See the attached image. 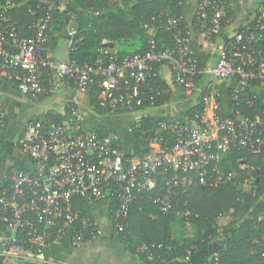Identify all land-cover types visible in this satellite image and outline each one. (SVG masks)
Returning a JSON list of instances; mask_svg holds the SVG:
<instances>
[{"label":"built area","instance_id":"obj_1","mask_svg":"<svg viewBox=\"0 0 264 264\" xmlns=\"http://www.w3.org/2000/svg\"><path fill=\"white\" fill-rule=\"evenodd\" d=\"M32 1L34 6H28L33 17L31 35L20 38L9 17L19 0H0V74L7 75L23 97L37 102L47 93L41 81L47 72L60 82L72 84L78 92L89 95L95 90L94 106L99 110L125 109L139 116L144 103L154 106L157 98L166 95L163 88L152 89L150 83L157 76L155 66L167 65L178 88L189 95L198 92L201 110L190 122H158L149 152L131 158L125 157L119 136L111 132L100 135L87 128L76 105L67 107L60 123L28 122L19 138V151L31 167L10 170L0 193V257L11 263L26 261L32 253L42 254L56 242L68 240L72 246H79L95 238L98 227L84 209L88 205L105 206L113 233L124 244L130 243L128 220L134 207L143 212L144 205L149 204L162 215L171 214L187 222L191 212L185 196L190 188H217L234 179L222 167L228 153L264 155V100L234 90L232 104L238 106L244 100L248 108L261 107L253 117L238 110L224 116L218 90L210 82L198 83L208 74L264 89L261 15L219 47L215 65L208 71L193 54L188 31L183 35L179 19L167 13L159 17L165 18L164 30L172 34V46L158 48L151 39L143 53L121 58L100 50L92 60L79 62L75 56L87 33L72 27L67 32L68 60L55 62L47 49L53 0ZM227 4V0L198 1L195 18L205 38L220 33ZM65 12L69 19H76L74 13ZM3 115L0 104V124ZM252 194L257 195L255 187ZM213 225L219 235L220 216ZM161 248V244L152 243L140 244L135 250L145 255ZM191 256L187 251L185 260ZM209 264H221L217 252Z\"/></svg>","mask_w":264,"mask_h":264},{"label":"crops","instance_id":"obj_2","mask_svg":"<svg viewBox=\"0 0 264 264\" xmlns=\"http://www.w3.org/2000/svg\"><path fill=\"white\" fill-rule=\"evenodd\" d=\"M198 1L181 0V17L186 23L192 52L202 69L208 71L215 65L219 47L240 30L252 25L258 15L264 16V7L260 0H229V6L234 17L226 21L216 37L207 39L197 27L195 16ZM71 2L72 0H53L50 4L52 22L47 49L55 62L68 60L67 32L72 27H78L76 20L66 17L65 10L68 11V5ZM26 6H28L27 0H23L19 1L14 9L25 8ZM76 9L81 12L80 7ZM167 14L169 13L167 12ZM13 25L16 27L15 23ZM138 26L144 32L143 38L150 39L155 36L157 28L154 26V17L139 21ZM28 28L29 25H25L24 29L29 31ZM142 43L143 41L136 35L122 41H111L98 30L89 38L81 55H93L100 50L109 51L119 56L131 55L142 50ZM157 77L160 86H164L168 95L167 101L159 106L141 111L140 115L135 118L125 109L115 110L109 114H99L91 103L90 95L78 92L72 84L60 82L47 72L43 73L41 81L48 91L39 101L32 102L18 92L14 82L7 75L0 74V104L4 114L0 124V180L6 176L9 170L29 169L31 167L30 161L19 151V138L25 125L32 120L49 121L50 117L54 118L56 122H62L65 119L67 107L71 104L76 105L82 111L87 128L104 129L119 136V138L127 131L130 132L132 124L140 117H148L152 120L166 119L176 122H190L191 118L188 111L200 106L201 96L198 92L189 95L178 88L174 84L172 71L167 65H161L157 68ZM205 82H210L218 90L221 112L224 116L233 114L231 94L234 90H238L244 95H256L264 100V89L255 85L241 86L233 78L219 80L207 74L201 76L198 81L199 85H203ZM84 209L96 222L98 235L79 246H72L68 240L56 242L39 256L41 261L50 264H209L211 257L234 229L242 225L253 226V220L246 216L238 220L236 225L227 233L219 234L217 238L211 240L206 250L192 255L188 260L174 259L160 263L155 258L149 257L146 259L148 262L146 263L136 254L130 253L127 244L115 237L111 219L105 206L88 205ZM219 216L222 226H226L231 221V217L227 214ZM260 220L261 216L258 217V221ZM185 227L188 229L191 226L186 224ZM262 256L264 257V254Z\"/></svg>","mask_w":264,"mask_h":264},{"label":"trees","instance_id":"obj_3","mask_svg":"<svg viewBox=\"0 0 264 264\" xmlns=\"http://www.w3.org/2000/svg\"><path fill=\"white\" fill-rule=\"evenodd\" d=\"M23 1V0H19ZM126 8H114L115 6L107 5L105 0H72L68 5V11H76L77 7H80L81 12H75L76 21L78 22V30H84L87 33V37L84 45L79 53L75 56L79 62L90 61L94 58V55H81L86 48L87 42L96 31L99 30L102 34H105L111 41H122L132 37H139L143 41V48L137 53H143L148 50L149 41L153 39L158 48H165L172 46L173 38L172 34L164 30L165 18L159 17L161 14L169 13L179 19V30L184 35L187 32L186 23L181 17L182 2L181 0H124ZM227 8L224 17L221 21V26H224L226 21L234 17L233 12L229 6V0H227ZM28 6H34L32 0H27ZM261 5L264 7V0L261 1ZM28 6L20 9H13L9 13V17L12 23H15L17 27V33L19 37H29L31 31L24 29L25 25H29L32 16L29 14ZM98 6V7H97ZM105 8V12L99 11V15L95 17H88L84 15V12L90 8ZM83 11V12H82ZM260 16V15H258ZM154 17V26L157 31L152 38H143L144 32L138 26L139 21H145ZM264 23V16H262ZM262 51V57L264 58V45L260 47ZM136 54V53H134ZM127 56V55H124ZM119 56V57H124ZM159 66H155L157 69ZM151 88L155 89L156 86H160L158 77L154 78L151 83ZM162 86V85H161ZM160 86V87H161ZM161 88L165 89L164 86ZM91 103L94 106L97 101V94L93 90L90 94ZM168 99L166 94L163 97L157 98L154 106H150L144 103L140 112L149 109L150 107L159 106L165 103ZM95 107V106H94ZM260 105H256L254 108H248L244 100L240 101V104L236 106L232 104V112L238 110L239 113L246 117H253L256 114V109L260 108ZM95 110L99 114H109L113 110L106 112L99 110L95 107ZM201 110V107H195L188 111L190 118ZM51 119V120H50ZM50 121L53 123L56 120L50 117ZM166 119L152 120L148 117H140L138 123H133L131 126V149L130 153L125 154L126 158L131 156H143L149 152V143L153 137V133L157 128L158 122L165 121ZM98 134L103 135L109 131L104 129L95 130ZM120 144H121V138ZM164 147V144L162 145ZM122 149V145H121ZM243 163V164H242ZM244 165L252 172V185L250 192H245L242 188V181H238L234 178L231 182L220 185L217 188H205L199 185H194L189 189L185 200L187 206L191 212V217L186 222L183 219L176 218L175 216L162 215L158 213L153 206L149 204L144 205V211L139 212L134 207L129 215V228L131 231L130 243L127 244V249L130 253L136 254L140 259L146 263L149 257L155 258L160 263H166L174 259H185L187 251H191L192 255L206 250L211 240L217 238V234L213 221L219 215H229L231 221L227 224L226 231L228 232L238 220L244 217H249L253 220V226L247 227L242 225L234 229L229 237L224 241L220 248L216 251L219 254L221 264H264V155L253 156L245 152H231L228 153L222 163V167L225 173L229 174V171L235 166ZM10 171V170H9ZM7 171L6 176H8ZM246 171V170H245ZM239 172L240 175H247V172ZM5 178L0 180V193L3 187L6 185ZM253 187L256 188L257 195L253 196ZM114 206V205H113ZM112 206V207H113ZM233 210L232 213H229ZM153 215L154 218L150 216ZM261 216V220L258 221V217ZM179 219L182 225H190L194 230V236L189 241H183L178 243L176 234L173 232V223ZM161 244L162 248L157 250L153 249L149 254L140 255L136 253V246L140 244ZM41 254H31V258L26 261L11 263L7 258L0 257V264H50L43 262L39 259Z\"/></svg>","mask_w":264,"mask_h":264},{"label":"rangeland","instance_id":"obj_4","mask_svg":"<svg viewBox=\"0 0 264 264\" xmlns=\"http://www.w3.org/2000/svg\"><path fill=\"white\" fill-rule=\"evenodd\" d=\"M107 5L109 6V4L111 6H115L114 8H126V3L124 0H105ZM262 0H260V3H261ZM98 7V6H97ZM90 8L88 10H86L84 12V15H87L89 18L90 17H95V16H98L99 14V11H103L105 12L106 10H104L105 8ZM71 13H74L75 12H79V10L76 9V11L74 10L73 12L72 11H69ZM77 18V17H76ZM120 49V48H119ZM127 50V49H126ZM130 50V49H128ZM136 118V116H133ZM126 132V130H125ZM124 132V133H125ZM123 136H121V145H122V151L125 153V154H128L130 153V149H131V134L130 132H126L125 134H122ZM246 170V171H245ZM247 172V175H240L239 172ZM229 173L233 176V178H237V180L240 182L242 181V188L245 192H250V189H251V185H252V172L250 169H246V167L244 166H235V168L231 169L229 171ZM230 213V212H229ZM229 216V215H228ZM227 216V217H228ZM230 218V217H229ZM179 219L176 220V222H174L173 224V232L176 234V239L178 241V243H182L183 241H189L193 238L194 236V230L193 228L189 227L188 229H186L185 225H182L180 222H178ZM178 222V223H177ZM227 226V224H226ZM226 226H222L220 225V235L223 233V230L225 229L226 231ZM224 233H227V232H224ZM227 237V236H226ZM7 264H10V263H7Z\"/></svg>","mask_w":264,"mask_h":264},{"label":"water","instance_id":"obj_5","mask_svg":"<svg viewBox=\"0 0 264 264\" xmlns=\"http://www.w3.org/2000/svg\"><path fill=\"white\" fill-rule=\"evenodd\" d=\"M110 47H111V44H110ZM243 164V163H242Z\"/></svg>","mask_w":264,"mask_h":264}]
</instances>
